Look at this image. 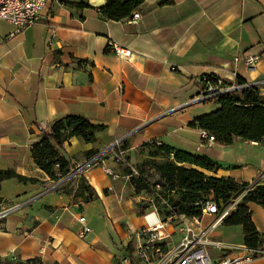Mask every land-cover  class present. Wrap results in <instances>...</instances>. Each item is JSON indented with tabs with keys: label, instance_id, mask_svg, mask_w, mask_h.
Returning a JSON list of instances; mask_svg holds the SVG:
<instances>
[{
	"label": "crops",
	"instance_id": "obj_1",
	"mask_svg": "<svg viewBox=\"0 0 264 264\" xmlns=\"http://www.w3.org/2000/svg\"><path fill=\"white\" fill-rule=\"evenodd\" d=\"M107 1L48 0L38 22L21 31L0 18V167L38 179L2 183L0 258L139 264L131 255L137 231L163 216L149 207L141 213L148 195L135 193L110 151L101 159L118 178L101 164L86 166L91 158L86 151H101L117 139L127 150L160 142L206 154L222 164L211 175L264 182L261 142L240 137L229 145L209 142L202 129L190 126L220 107L216 95L202 98L219 80L230 86L240 76L264 95V56L254 68L244 63V57L264 53V0H145L134 11L141 15L138 23L131 21L133 14L119 21L104 16L100 7ZM111 41L132 54H116ZM67 115L105 129L95 142L74 136L63 144L72 172L81 171L54 181L35 163L31 149L41 131L49 133L52 122ZM82 183L99 197L85 201L65 192ZM248 205L264 235V205ZM81 216L91 227L84 237L78 234ZM226 243L244 244L243 236ZM246 264H264V254Z\"/></svg>",
	"mask_w": 264,
	"mask_h": 264
},
{
	"label": "trees",
	"instance_id": "obj_2",
	"mask_svg": "<svg viewBox=\"0 0 264 264\" xmlns=\"http://www.w3.org/2000/svg\"><path fill=\"white\" fill-rule=\"evenodd\" d=\"M145 0H108L100 7L104 16L112 20H123L131 17L133 12ZM236 83H247L240 76ZM215 100L220 107L211 113L195 118L190 126L215 134L216 140L226 145L235 137L261 142L264 145V95L258 85H247L216 95ZM105 129V125L94 123L83 116L67 115L56 119L51 124L49 133L41 131L38 141L31 151L35 163L54 181L72 173V162L61 153V147L72 137H82L86 142H95L97 134ZM51 139L56 143L54 144ZM142 145L154 146L153 156H163L166 162L161 169L166 182L150 183L140 172L131 176L130 183L137 193L156 196L159 192L169 201V205H161L159 213L168 216L187 214L201 215L202 207L209 198L215 199L220 207L245 192L234 212L222 224L241 225L244 244L263 246L264 235L258 231L249 207L250 202L264 205V182L252 183L239 181L233 177H218L210 171H217L222 164L206 154H194L183 149L156 142ZM124 149L127 148L123 142ZM99 149L86 151L88 156L99 153ZM77 173L80 171L76 170ZM131 170H128L130 173ZM16 178L21 182H37L38 179L18 173L12 168L0 167V189L4 180ZM159 186V188H157ZM65 192L81 195L85 201L99 197L91 185L79 184L75 190L65 188ZM84 192H87L86 195ZM1 200V197H0ZM197 203V204H196ZM149 205H144L146 209Z\"/></svg>",
	"mask_w": 264,
	"mask_h": 264
},
{
	"label": "built area",
	"instance_id": "obj_3",
	"mask_svg": "<svg viewBox=\"0 0 264 264\" xmlns=\"http://www.w3.org/2000/svg\"><path fill=\"white\" fill-rule=\"evenodd\" d=\"M48 0H0V18L9 20L16 31H21L38 22L42 8ZM141 15L134 12L131 21L138 23ZM110 48L118 55L130 56L132 50L111 41ZM263 55L256 54L244 57V63L248 68H254ZM239 57L235 58L238 61ZM247 83H234L230 86H223V81L219 80L218 85L209 88L202 98L215 96L219 93L230 91L236 88L245 87ZM202 139L215 142L216 136L213 133L203 130ZM161 144L160 142H156ZM123 139L113 142V147L108 150H101L91 156L86 166L101 164L106 172L113 179L119 177L112 167L106 166L101 159L110 151V157L117 162L124 161L126 150L121 148ZM83 168L85 167L82 166ZM78 167L77 170H80ZM131 172L128 177L139 175V171L130 165ZM76 171H74L75 173ZM73 173V172H72ZM159 188V186L157 187ZM243 195L232 199L229 203L219 206V203L209 198L202 207L201 215L190 216L187 214H175L163 216V219L155 224H150L137 231L138 243L131 255L137 259L139 264H246L256 257L264 254V246L251 247L246 244L232 245L222 240L213 238L216 229L223 221L231 215L237 208ZM149 208L159 213L161 205H169V201L161 193L156 196H148ZM197 204V203H196ZM160 214V213H159ZM161 215V214H160ZM79 221L82 223L78 234L82 237L91 231V227L86 222L85 216H81ZM211 249L216 250L215 254ZM229 251H239L236 255H228ZM129 262V258H125ZM21 264H31L21 261Z\"/></svg>",
	"mask_w": 264,
	"mask_h": 264
},
{
	"label": "rangeland",
	"instance_id": "obj_4",
	"mask_svg": "<svg viewBox=\"0 0 264 264\" xmlns=\"http://www.w3.org/2000/svg\"><path fill=\"white\" fill-rule=\"evenodd\" d=\"M121 148H124L123 144ZM124 153V161L117 162L124 172L128 173L130 165L140 170L142 175L150 182H166L167 176L161 169L166 162L163 156H153L151 153L155 150L154 146L141 145L133 150H127ZM131 178V177H130ZM130 182V181H129ZM138 194L137 192H135ZM216 239L226 242H238L242 239L243 230L241 225H225L221 224L215 231ZM214 249L211 253L215 254ZM0 264H21L17 256H9L0 258Z\"/></svg>",
	"mask_w": 264,
	"mask_h": 264
},
{
	"label": "water",
	"instance_id": "obj_5",
	"mask_svg": "<svg viewBox=\"0 0 264 264\" xmlns=\"http://www.w3.org/2000/svg\"><path fill=\"white\" fill-rule=\"evenodd\" d=\"M250 85H256V84H254V83H251ZM111 147H113V145H111V146H110V147H108V148H105V150H108V149H110ZM73 174H74V172H73V173H70L68 176H66V177L63 179V181H62V182L66 181L67 179H69L70 177H72V176H73Z\"/></svg>",
	"mask_w": 264,
	"mask_h": 264
}]
</instances>
